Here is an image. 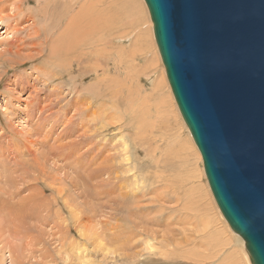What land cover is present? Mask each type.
Instances as JSON below:
<instances>
[{
	"label": "rangeland",
	"instance_id": "rangeland-1",
	"mask_svg": "<svg viewBox=\"0 0 264 264\" xmlns=\"http://www.w3.org/2000/svg\"><path fill=\"white\" fill-rule=\"evenodd\" d=\"M17 1L0 0V4ZM62 1L67 7L75 5L66 9L72 17L75 9H83L80 6L89 5L84 10L90 11L89 1L95 0H51L44 18L53 4L57 7ZM95 3L99 8L93 19H104L96 20L103 29L91 30V45L81 37L77 44L66 41L50 48L51 39L59 37L68 19L62 28L44 31L40 14L45 3L40 8L33 1L19 0L24 11L18 21L35 15V22L29 17L23 24L26 32L18 26V32L5 34L16 21L1 17L0 264H250L244 240L231 229L215 201L201 153L196 156L185 141L190 138L200 152L174 98L145 1ZM17 43L25 50L20 59L16 57L18 63L5 62L15 54L8 53ZM159 78L166 82L160 98L166 96L169 102L173 98L181 126L171 114V102H166L171 109L167 117L164 109L154 112V107L145 104L150 111L144 107ZM102 79L115 80L114 89H126L122 87L123 93L100 90ZM21 80L29 82L30 89L26 86L22 91ZM34 91L42 94L40 109L28 106ZM107 109L110 120L105 118ZM126 144L131 166L124 161Z\"/></svg>",
	"mask_w": 264,
	"mask_h": 264
},
{
	"label": "water",
	"instance_id": "water-1",
	"mask_svg": "<svg viewBox=\"0 0 264 264\" xmlns=\"http://www.w3.org/2000/svg\"><path fill=\"white\" fill-rule=\"evenodd\" d=\"M215 201L264 264V0H144Z\"/></svg>",
	"mask_w": 264,
	"mask_h": 264
},
{
	"label": "bare ground",
	"instance_id": "bare-ground-1",
	"mask_svg": "<svg viewBox=\"0 0 264 264\" xmlns=\"http://www.w3.org/2000/svg\"><path fill=\"white\" fill-rule=\"evenodd\" d=\"M28 2H30V1H33L34 3H36V6H40V8H42V3H45L46 4V6L44 7V8H42L41 9V14H40V18H41V20L42 21H44L43 22V25L42 26H44L43 27V29H44V31H46V30H48L47 28H52V27H54V28H62V22H63V20L65 19V18H67L68 19V22H67V24L66 25H64L63 26V30L61 31V33L59 34V37L55 40V41H53V39H51V41H50V44H49V46H50V48H52V49H54V48H56L57 47V45L60 43V42H66L67 41V43L69 44V45H74V44H77L78 43V41L80 40V38L82 37V42L83 43H85V44H90L91 43V30L94 28L95 30H98V31H101L102 29H103V27H101L102 25L100 24H98L99 22V18L101 17V16H99L97 19H93V16L96 14V11H97V9L99 8V6H98V4L97 3H95V1H97V0H95V1H92L93 3H91V1H89L90 2V6H91V10L90 11H88V10H84V7L85 6H80V8H82L83 7V9H75L74 11H75V14H73V16L72 17H68V12H67V10L66 9H68V8H70V7H74L75 5H73V6H66V5H64V4H67L66 2H64V1H62V2H59V3H57V7L56 6H54V4L52 5V8H50L48 11H47V15H46V17L44 18V16H45V13H46V9H47V7H49L50 6V4H51V0H27ZM81 0H77L76 2H80ZM99 1V0H98ZM87 2V1H86ZM86 2H85V4H86ZM89 2L87 3V4H89ZM129 4V3H128ZM81 5H84V4H81ZM106 6V5H105ZM67 7V8H66ZM89 8V5H86V7L85 8ZM102 8H104V6L102 7ZM59 9V11H60V14L59 13H57V10ZM72 8H70V10H71ZM22 8L20 7V4H19V0L17 1V3L15 4V3H13V5H11L10 3H1L0 4V22L2 21V19H1V17L3 18V17H8V16H11L12 18H14L15 19V24L14 25H12L11 27H9L8 29H9V31L11 30V28H12V30L10 31V32H7V30H6V32H5V34H7V35H13V34H11V33H16V32H18V26H20L21 27V29H24L25 30V32L26 31H28L29 29L28 28H26V27H23L22 28V26H23V24L25 23V22H28L29 21V17H30V19H32L34 16H32V15H30L29 17H28V15H27V18L25 19V20H19L18 21V19H17V17H18V15H20V13L22 12ZM63 10H65V12H64V14H62L61 15V12L63 11ZM109 10V9H108ZM143 10V9H142ZM24 11V10H23ZM37 11V10H36ZM39 11V10H38ZM104 11V10H103ZM11 12H14V16H12L10 13ZM110 12V11H109ZM132 12H134V11H132ZM34 13V12H33ZM104 14H105V11H104ZM41 15H42V17H41ZM109 15V14H108ZM134 15V14H133ZM22 16V15H21ZM135 17V16H134ZM101 18H103V17H101ZM5 19V18H4ZM17 19V20H16ZM99 19V20H98ZM104 19V18H103ZM34 22H35V19L33 18L32 19ZM96 20H98V21H96ZM110 21H111V17H110V19H109ZM108 20V21H109ZM95 23H96V27H95ZM101 23V22H100ZM103 23H104V21H103ZM113 23V22H112ZM128 23H130V22H128ZM109 23L107 22V25H108ZM114 24V23H113ZM106 25V24H105ZM106 25V26H107ZM111 25V24H110ZM41 26V27H42ZM114 26V25H113ZM116 26V25H115ZM102 28V29H101ZM105 28V27H104ZM111 27L110 26H108V30L110 29ZM106 29V28H105ZM113 29V28H112ZM112 29H111V31H112ZM53 30H51V32H52ZM114 31V30H113ZM51 34V33H50ZM91 45V44H90ZM12 50H14L15 51V54L14 55H16V56H14L12 53H13V51ZM89 50H90V48L89 49H87V50H85L87 53H86V55L89 53ZM22 51H25L24 50V46H23V44H21V45H18V43L15 45V46H13L12 47V49L11 50H9V53L8 54H11V55H13L11 58H9V57H6V58H8L7 60H5V62H7V63H11V64H16V63H18L17 61H18V59L16 58V57H18L19 59L21 58V52ZM35 51V50H34ZM160 51V50H159ZM153 53H154V55H156V52H154L153 51ZM153 53H151L152 54V56H154L153 55ZM7 54V53H6ZM37 54V53H36ZM10 55V56H11ZM38 55H40L39 53H38ZM28 58H30L31 60H33V59H35L36 58V56L35 55H28L27 56ZM54 58H56L55 56H54ZM158 59V62H159V58L157 57V56H154V59H153V61H155V60H157ZM20 63V62H19ZM8 65V64H7ZM10 65V64H9ZM122 65H125V64H122ZM128 65V64H127ZM121 66V65H120ZM123 68H125L124 66H123ZM119 69V68H118ZM121 69H122V67H121ZM125 69H127L128 70V68H125ZM123 70V69H122ZM126 70V71H127ZM120 71V70H119ZM118 71V72H119ZM125 71V70H124ZM123 72V71H122ZM116 74H117V72H115ZM114 73V74H115ZM113 74V75H114ZM121 74H123V73H121ZM127 75V74H126ZM110 77V76H109ZM121 77V76H120ZM126 77V76H125ZM111 78V77H110ZM122 78V77H121ZM129 78V77H128ZM109 80V79H108ZM108 80H105V79H102V85H101V89L100 90H102L103 88H105V90L106 89H114V87L116 88V86H115V84L116 83H114V82H116L115 80L114 81H112V82H108ZM158 80V79H157ZM156 80V81H157ZM23 80H21L20 81V83H22L23 84V90L22 91H24L25 90V88H26V86L30 89V84H29V82L27 83V84H24L23 82H22ZM126 81V80H125ZM125 81H123L124 82V84H125ZM127 81H128V79H127ZM119 82V81H118ZM18 84V83H17ZM29 84V85H28ZM119 84V83H118ZM118 84H117V86H118ZM123 84V83H122ZM123 84V85H124ZM127 84V83H126ZM155 84H156V82H155ZM164 84H166V82L163 80V79H160L159 78V84H158V86H155V87H157V88H155V90L152 92L153 93V96H155V99H153V98H151V97H153L152 96V94H151V97L150 98H147V96H146V99H145V102L146 103H144V107L145 108H147L148 110L150 109V108H148V106L149 107H151L152 109L151 110H153V107H154V112L157 110L158 112L159 111H162L161 109H164V111H166V113H163V112H161V113H163V115H164V117H167V115H165V114H167L168 112H170L171 111V109H169V104L168 103H166V102H169V100H167V98L168 97H166V96H164L163 98H160L161 97V95L163 94L164 95V91H163V86H164ZM14 87V86H13ZM122 87H125V86H122ZM122 87H120L119 88V90L121 91V89H122ZM28 88H27V90H28ZM33 88V87H32ZM31 88V89H32ZM111 89L110 90H108V91H111ZM124 89V88H123ZM125 89H126V87H125ZM114 90H116V91H119V90H117V89H114ZM113 90V91H114ZM37 91V90H36ZM101 92V91H100ZM115 92V91H114ZM135 92V91H134ZM137 92V91H136ZM164 92V93H163ZM116 94H118L117 92H115ZM121 93H123V91H121ZM131 94H132V92H130ZM138 93H140L139 91H138ZM151 93V92H150ZM41 93L40 92H36L35 93V91L33 92V94H31V96H29L28 98H29V100H30V102H29V104H28V106H29V108L31 107V105L32 104H34V105H36V107L37 108H42V107H40V105H41V95H40ZM130 94V95H131ZM141 94V93H140ZM139 94V95H140ZM105 94H104V92H101L100 93V96H99V100L101 101V97L102 96H104ZM107 95V94H106ZM137 95V94H136ZM143 95V94H142ZM142 95H140V96H142ZM144 95H146V93L144 94ZM144 95H143V98H145L144 97ZM167 95V94H166ZM134 96V95H133ZM140 96H138V98L140 97ZM150 95H149V93H148V97H149ZM136 97V96H135ZM165 97H166V99H165ZM137 98V97H136ZM51 99V98H50ZM160 99V100H159ZM162 99V100H161ZM140 100H141V97H140ZM143 100V99H142ZM141 100V101H142ZM33 101H35V102H33ZM112 101V98L110 99V102ZM135 101H138L137 99L135 100ZM27 102V101H26ZM32 102V103H31ZM143 102H144V100H143ZM143 102L141 103H139V106H140V104H141V106L139 107V109H141L142 108V106H143ZM171 102V103H170ZM170 104H171V106H172V110L174 109V100H173V98L171 99L170 98ZM38 103V104H37ZM137 103V102H136ZM101 104H103L102 106H103V108L104 109H106L105 107H107L106 106V104H107V101H101ZM110 104V103H109ZM145 104H147L146 106H145ZM170 106V107H171ZM143 107V108H144ZM177 107V106H176ZM135 109L136 108H138V107H134ZM144 108V109H145ZM144 109H143V111H144ZM146 109V110H147ZM170 111H169V110ZM132 110H133V108H132ZM147 110V111H148ZM168 110V111H167ZM33 111H35V109L33 108ZM106 112H105V118H107V120H110V118H111V112H110V109H107V110H105ZM140 111V110H139ZM150 111V110H149ZM156 111V112H157ZM142 112V111H141ZM176 111H175V109H174V112L173 111H171V114L173 113L174 115H175V117H176V122L175 123H177L176 125H180L181 126V120L179 119V115L178 114H176L175 113ZM132 113L134 114V110L132 111ZM137 113V112H136ZM136 113H135V115L134 116H136ZM149 113V112H148ZM106 114H109L108 116H106ZM113 114V113H112ZM132 114V115H133ZM158 114V113H157ZM160 114V113H159ZM159 114H158V116H159ZM131 115V116H132ZM156 115V114H155ZM161 115V114H160ZM170 115V114H169ZM174 115H172L173 117H174ZM104 116V115H103ZM114 116V115H113ZM130 116V117H131ZM151 116V115H150ZM144 117V116H143ZM156 117V116H155ZM163 117V116H162ZM164 117H163V119H164ZM169 117H171V116H169ZM169 117L167 118L168 120H169ZM172 117V118H173ZM113 118V117H112ZM117 118V117H116ZM157 118V117H156ZM156 118H154V122L155 121H157L156 120ZM159 119H160V117H158ZM151 119V118H150ZM182 119V118H181ZM82 120V119H81ZM85 120V119H84ZM84 120H82V122L84 121ZM134 120V119H133ZM152 120V119H151ZM161 120V119H160ZM164 120H166V118L164 119ZM9 121V120H8ZM28 121V120H27ZM89 121V120H88ZM146 121V120H145ZM144 121V122H145ZM167 121V120H166ZM170 121V120H169ZM168 121V122H169ZM143 122V123H144ZM146 122H148V121H146ZM150 122V121H149ZM149 122H148V124H149ZM161 122V121H160ZM86 123V122H85ZM158 123V122H157ZM167 123V122H166ZM171 123H173V121H171ZM174 123V124H175ZM155 125H157L156 123H154ZM161 124V123H160ZM168 124V123H167ZM170 125V124H169ZM168 125V126H169ZM85 126V125H84ZM140 126V125H139ZM171 126V125H170ZM182 126H183V123H182ZM155 126H153V130L155 129L154 128ZM161 127H162V125H161ZM161 127H159V128H161ZM184 127V126H183ZM82 128V127H81ZM143 128V127H142ZM157 129H159L158 127H156ZM175 128V127H174ZM151 129H152V127H151ZM184 129V128H183ZM82 130V129H81ZM89 130H91V129H88L87 131L85 130V133H87ZM145 130V129H144ZM160 130H162V129H160ZM180 130V129H179ZM158 131V130H157ZM165 131V130H164ZM27 132V131H26ZM163 132V131H162ZM103 133V132H102ZM33 134V133H32ZM31 134V135H32ZM176 134V133H175ZM154 134H152V136H153ZM163 135H164V133H163ZM88 137H93L92 135H87ZM86 136V137H87ZM156 136V135H155ZM85 137V138H86ZM138 137H141L140 135L138 136ZM176 137V136H175ZM10 138V137H9ZM11 139V138H10ZM13 139V138H12ZM39 139V138H38ZM42 139V138H41ZM140 139V138H139ZM143 139H144V137H143ZM181 139H182V137H181ZM151 140V139H150ZM172 140V139H171ZM13 141V140H12ZM11 141V142H12ZM42 141V140H41ZM185 141L186 142H188L189 143V145H190V149L194 152V154H196V156H199V154H200V152L197 154V150L195 149V147H194V145H193V142L191 141V139L190 138H188V139H186L185 138ZM18 142V141H17ZM89 142H90V140H89ZM174 142V141H173ZM80 143V142H79ZM86 142H85V139H84V142L82 143V145H84ZM33 144V143H32ZM121 144V143H120ZM122 144L124 145V143L122 142ZM173 144V143H172ZM14 145V144H13ZM81 145V144H80ZM87 145V144H86ZM27 146V145H26ZM95 146H96V144H95ZM122 147H124L123 149L125 150V153H124V161H126L128 164H125V165H130V156H129V153H128V148L130 149V147L126 144L125 146H122ZM58 148V147H57ZM68 148H74L73 146H69ZM67 150V147L65 148V147H61L59 150H63V152L64 151H66ZM73 150V149H72ZM101 150V149H100ZM199 151V150H198ZM69 152V151H68ZM130 152V151H129ZM153 152V151H152ZM154 152H156V150L154 151ZM149 153V152H148ZM60 154H63V153H60ZM69 154V153H68ZM77 154V153H76ZM201 155V154H200ZM57 157H60L59 156V154H58V156ZM71 158V155H68V158ZM72 157H74V156H72ZM202 157V156H201ZM60 158H62V156L60 157ZM64 158V157H63ZM68 158L66 157L64 160H66V161H68ZM72 159V158H71ZM74 159H75V157H74ZM151 160V159H150ZM160 160V159H159ZM73 162V161H72ZM76 162V161H75ZM75 162H74V164H75ZM78 162V161H77ZM153 162V161H152ZM155 163V162H154ZM76 164H78V163H76ZM12 165V164H11ZM79 166V165H78ZM131 166V165H130ZM135 166V165H134ZM137 167V166H136ZM86 169V168H85ZM128 169H130L129 171H133V169L131 170V167H129ZM14 171H15V168H14ZM26 171V170H25ZM135 171V170H134ZM157 171V170H156ZM16 172V171H15ZM17 173V172H16ZM25 173H27V172H25ZM151 173V172H150ZM14 174V173H13ZM12 175V174H11ZM15 175H17V174H15ZM25 175V174H24ZM27 175V174H26ZM97 175V174H96ZM99 175H97V177H98ZM21 177H23V176H21ZM94 177H96V176H94ZM100 177V176H99ZM99 177H98V179H99ZM12 178V177H11ZM134 178H136V177H134ZM156 178V177H155ZM37 179H39V178H37ZM8 184V183H7ZM26 184V183H25ZM4 185H6V184H4ZM136 185V184H135ZM78 186V185H77ZM8 188V187H7ZM37 188V187H36ZM161 189V188H160ZM39 190V189H38ZM42 192V191H41ZM43 192H45V191H43ZM159 192V191H158ZM62 193H64V192H62ZM78 193H80L79 192V190H78ZM150 193V192H149ZM9 194H12L11 192L9 193ZM154 194V193H153ZM7 195H8V193H7ZM70 195V194H69ZM149 195V194H148ZM156 195V194H155ZM160 195V194H159ZM82 196V195H81ZM34 197V196H33ZM67 197V196H66ZM69 197V196H68ZM156 197H158L159 199H160V196H157L156 195ZM155 197V198H156ZM72 197H70V199H71ZM9 199H11L10 198V196H9ZM19 200V199H18ZM58 200H56V202H57ZM75 201V200H74ZM81 201V200H80ZM21 203V202H20ZM27 203V202H26ZM58 203V202H57ZM66 203H68V202H66ZM69 206V205H68ZM69 209V208H68ZM76 209V210H75ZM72 213H74V214H76L75 216L77 217V218H79L78 217V210H77V208H72ZM59 214V213H58ZM80 214H81V212H80ZM60 215V214H59ZM72 215V214H71ZM77 218H75V219H77ZM84 218H85V216H84ZM81 220V219H80ZM1 221V220H0ZM4 221V220H3ZM84 221V220H83ZM210 221V220H209ZM78 223H80V221L78 220ZM81 223H82V221H81ZM206 223H208V222H206ZM213 226H215V225H213ZM212 227V226H211ZM83 231V230H82ZM2 232V231H1ZM14 240V239H13ZM220 240V239H219ZM220 242V241H219ZM74 244H76V243H74ZM220 244V243H219ZM77 246H80V244L79 245H74V248H76ZM9 249V248H8ZM154 249H156V248H154ZM151 250H153V248L151 247ZM14 251V250H13ZM19 254V253H18ZM248 255H249V253L247 252V258H248V261H249V263L250 264H252V262H251V259H250V256L248 257ZM15 256V255H14ZM14 256H11V257H14ZM15 258V257H14ZM16 259V258H15ZM238 260H239V258H238ZM237 262H234V264H236ZM245 264V263H244Z\"/></svg>",
	"mask_w": 264,
	"mask_h": 264
}]
</instances>
